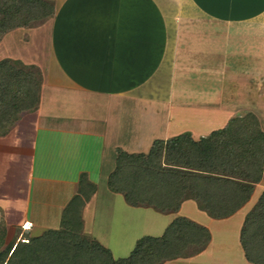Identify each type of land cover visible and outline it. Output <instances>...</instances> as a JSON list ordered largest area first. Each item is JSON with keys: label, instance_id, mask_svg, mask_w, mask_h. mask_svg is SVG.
I'll list each match as a JSON object with an SVG mask.
<instances>
[{"label": "crops", "instance_id": "1", "mask_svg": "<svg viewBox=\"0 0 264 264\" xmlns=\"http://www.w3.org/2000/svg\"><path fill=\"white\" fill-rule=\"evenodd\" d=\"M49 1L50 18L0 37V63L40 86L0 135V226L37 238L75 208L81 238L124 260L182 218L206 241L162 264H252L240 235L264 178L222 219L189 193L177 212L129 206L107 182L118 153L147 156L156 141L199 142L249 115L264 134V0Z\"/></svg>", "mask_w": 264, "mask_h": 264}, {"label": "trees", "instance_id": "2", "mask_svg": "<svg viewBox=\"0 0 264 264\" xmlns=\"http://www.w3.org/2000/svg\"><path fill=\"white\" fill-rule=\"evenodd\" d=\"M52 14L49 0H0V37ZM39 89L32 73L0 63V135L6 136L23 112L36 109ZM117 155L116 170L107 182L110 190L129 206L160 213L177 212L189 193L212 218L231 217L264 178V134L251 115L228 122L199 142L186 134L166 144L156 141L147 156ZM77 200L83 202L80 196ZM81 220L75 208H69L62 230L19 241L6 264H162L195 253L207 235L202 227L180 218L160 237L139 239L128 259L117 260L107 248L81 238ZM5 235L0 226V247ZM240 238L248 261L264 264V194L246 217Z\"/></svg>", "mask_w": 264, "mask_h": 264}, {"label": "rangeland", "instance_id": "3", "mask_svg": "<svg viewBox=\"0 0 264 264\" xmlns=\"http://www.w3.org/2000/svg\"><path fill=\"white\" fill-rule=\"evenodd\" d=\"M177 21L179 22V20L177 19ZM2 228V226H1ZM3 229V228H2ZM5 231V240L3 242V244L0 247V264H6L9 256V252L10 250L16 245L18 244L19 241L24 240V239H30V237L24 236V232H22L21 230L19 231V233L15 232L13 235L12 233ZM21 234V236H19V238L17 237V235ZM23 235V236H22ZM21 238V239H20ZM33 239V238H32ZM232 247V246H231ZM117 257V256H116ZM118 258V257H117ZM121 257H119L118 259H120Z\"/></svg>", "mask_w": 264, "mask_h": 264}, {"label": "built area", "instance_id": "4", "mask_svg": "<svg viewBox=\"0 0 264 264\" xmlns=\"http://www.w3.org/2000/svg\"><path fill=\"white\" fill-rule=\"evenodd\" d=\"M27 227H28V228H27ZM27 227H26V226H24V228H25V230H26V231H29V230H31V226H30V225H29V226L27 225Z\"/></svg>", "mask_w": 264, "mask_h": 264}, {"label": "snow or ice", "instance_id": "5", "mask_svg": "<svg viewBox=\"0 0 264 264\" xmlns=\"http://www.w3.org/2000/svg\"><path fill=\"white\" fill-rule=\"evenodd\" d=\"M26 227H27V225H26Z\"/></svg>", "mask_w": 264, "mask_h": 264}, {"label": "bare ground", "instance_id": "6", "mask_svg": "<svg viewBox=\"0 0 264 264\" xmlns=\"http://www.w3.org/2000/svg\"><path fill=\"white\" fill-rule=\"evenodd\" d=\"M28 228V227H27Z\"/></svg>", "mask_w": 264, "mask_h": 264}]
</instances>
